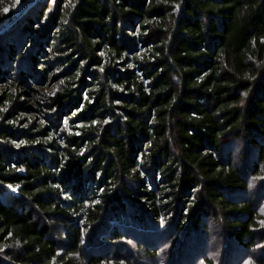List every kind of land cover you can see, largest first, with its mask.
Here are the masks:
<instances>
[{
  "label": "trees",
  "instance_id": "1",
  "mask_svg": "<svg viewBox=\"0 0 264 264\" xmlns=\"http://www.w3.org/2000/svg\"><path fill=\"white\" fill-rule=\"evenodd\" d=\"M0 264H264V0H0Z\"/></svg>",
  "mask_w": 264,
  "mask_h": 264
},
{
  "label": "snow or ice",
  "instance_id": "2",
  "mask_svg": "<svg viewBox=\"0 0 264 264\" xmlns=\"http://www.w3.org/2000/svg\"><path fill=\"white\" fill-rule=\"evenodd\" d=\"M21 143H23V141H22ZM9 187H12V186H11V185H9ZM101 191H103V189H101Z\"/></svg>",
  "mask_w": 264,
  "mask_h": 264
}]
</instances>
